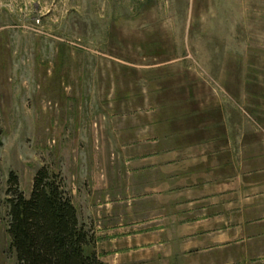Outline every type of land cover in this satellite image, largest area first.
<instances>
[{
    "label": "rangeland",
    "instance_id": "rangeland-1",
    "mask_svg": "<svg viewBox=\"0 0 264 264\" xmlns=\"http://www.w3.org/2000/svg\"><path fill=\"white\" fill-rule=\"evenodd\" d=\"M171 147L264 203V0H0V264L11 171L29 196L48 166L86 217Z\"/></svg>",
    "mask_w": 264,
    "mask_h": 264
},
{
    "label": "crops",
    "instance_id": "crops-1",
    "mask_svg": "<svg viewBox=\"0 0 264 264\" xmlns=\"http://www.w3.org/2000/svg\"><path fill=\"white\" fill-rule=\"evenodd\" d=\"M183 151L129 157L120 183L129 196L97 202L92 215H79L93 235L88 252L106 264H264V203L245 202L242 188H228L219 176L205 179L211 166L220 172L222 164L203 165L194 149ZM150 201L147 212L142 207Z\"/></svg>",
    "mask_w": 264,
    "mask_h": 264
},
{
    "label": "trees",
    "instance_id": "trees-1",
    "mask_svg": "<svg viewBox=\"0 0 264 264\" xmlns=\"http://www.w3.org/2000/svg\"><path fill=\"white\" fill-rule=\"evenodd\" d=\"M7 192L8 233L17 264H106L88 252L93 235L81 222L61 174L39 168L26 196L18 174L11 171Z\"/></svg>",
    "mask_w": 264,
    "mask_h": 264
}]
</instances>
